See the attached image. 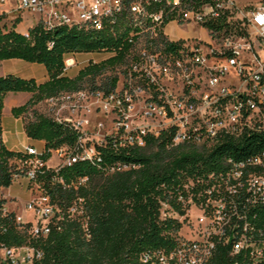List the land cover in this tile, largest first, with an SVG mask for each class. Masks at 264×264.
I'll use <instances>...</instances> for the list:
<instances>
[{
	"label": "built area",
	"instance_id": "obj_1",
	"mask_svg": "<svg viewBox=\"0 0 264 264\" xmlns=\"http://www.w3.org/2000/svg\"><path fill=\"white\" fill-rule=\"evenodd\" d=\"M0 0V17L28 12L42 29L59 26L123 32L117 50L125 46L105 82L43 99L47 116L73 133L71 144L41 149L27 145L9 159L12 180L24 178L29 194L24 210L11 209L10 195L1 216L13 213V223L34 239L59 230L66 219L82 214V198L63 209L52 202L45 185L76 187L86 176L65 182L55 175L78 161L99 164L102 151L143 146L145 138L169 135L168 146L206 153L220 144L205 165L194 167L171 189V202H160V217L176 224L169 247L143 249L142 264H207L223 247L230 264H264V3L239 6L232 0ZM203 30L201 37H171L166 26ZM30 26V27H31ZM117 29L113 31V27ZM27 35V32L25 33ZM115 50H102V52ZM69 59V62H68ZM94 62V60H88ZM87 63V64H88ZM74 64L63 59V70ZM115 69H118L115 72ZM93 115L102 120L91 122ZM107 123L106 125L104 123ZM247 145L246 148L244 146ZM46 155V158L44 156ZM56 160L50 164L51 159ZM134 168L106 163L105 174ZM47 170L50 176L39 180ZM8 199V200H7ZM196 209L197 214H192ZM183 226L192 239L183 237ZM84 227V234L88 233ZM43 251L29 244H0V264H33Z\"/></svg>",
	"mask_w": 264,
	"mask_h": 264
},
{
	"label": "trees",
	"instance_id": "obj_2",
	"mask_svg": "<svg viewBox=\"0 0 264 264\" xmlns=\"http://www.w3.org/2000/svg\"><path fill=\"white\" fill-rule=\"evenodd\" d=\"M1 18V17H0ZM117 27H113V31ZM123 32L92 29H75L59 26L50 31L35 24L27 29V35L19 32L15 24L6 27L0 23V61L19 58L27 62L43 64L46 79L38 83L34 78H24L7 73L0 76V116L2 102L7 92H30L31 97L23 104L13 107L18 116L60 91H72L81 87L85 80L94 79L104 69L111 67L123 54L125 46L117 50ZM115 50L105 61L89 62L78 69L72 77L64 75L63 59L66 54ZM113 63V64H112ZM100 81L98 87L114 85ZM94 86V85H93ZM28 137L43 140L45 147L71 144L74 136L68 126L50 117L35 113L31 120L23 122ZM0 123V187H9L12 170L9 159L21 156L22 151L7 149L1 137ZM169 135L161 133L157 138L146 137L143 146H127L113 152L102 151L99 164L78 161L60 168L55 175L65 184L77 176H86L84 185L75 188L55 183L48 187L47 170L39 177L45 185L52 202L61 209L75 197H81L82 214L77 219H66L59 230L51 228L45 237L34 239L28 229H18L13 223V213L0 215V244L20 246L29 244L43 251V256L33 264H142L138 254L143 249L169 247L170 230L176 223L170 217H160V202H171V189L194 167L205 165L218 151L233 148L220 144L206 153V159L193 148L168 146ZM247 145L244 146L246 148ZM46 158V155L44 156ZM124 162L136 167L105 174L101 169L106 163ZM5 199L0 198V209ZM88 233L84 234V227ZM223 247H217L207 264H230ZM239 264H248L240 262Z\"/></svg>",
	"mask_w": 264,
	"mask_h": 264
},
{
	"label": "rangeland",
	"instance_id": "obj_3",
	"mask_svg": "<svg viewBox=\"0 0 264 264\" xmlns=\"http://www.w3.org/2000/svg\"><path fill=\"white\" fill-rule=\"evenodd\" d=\"M236 5H241L242 3L248 2L251 5H254L255 2L258 3H264V0H232ZM13 0H7L6 4L4 5L5 8H9L13 5ZM20 22V23H19ZM0 23L6 25V27H10L12 25L15 24V28L22 31L24 29H27V27L29 25L33 24V19L29 18L27 16L26 13H23L18 11L15 13V16H13L12 14H5L3 16H1L0 18ZM165 30L167 32V34L171 37H201L204 38V32L201 29H198L194 26H189V27H185V28H180V27H175V26H166ZM115 54V53H114ZM114 54L111 53V51H93V52H80V53H74V54H66L64 55V59L65 58H72V61L74 62V64H72L71 66H69L66 70H64V75L68 76V77H72L76 74V72L78 71V69L84 67L85 65H87V61L89 60H94V62H99V61H105L107 58L113 56ZM69 61V59H68ZM113 64V63H112ZM8 70H12L15 72H18L19 76L22 77H31L34 76L36 78H44L45 77V70L43 68V64L41 63H31V62H27L24 61L22 59L19 58H11V59H7L3 62L2 66H0V73L1 72H7ZM113 71L114 68H106L104 69L99 75L95 76L94 79H92V84L93 83H99L100 81H106L107 77H108V72L109 71ZM118 69H115V72H117ZM84 86H88L91 84V80H85L84 82ZM17 93H22V92H12L13 95H17ZM6 103H8V99L6 101ZM6 104H5V108L3 109V123L5 125L6 128H8L9 124H10V118H11V114H8L6 112ZM34 111L35 113H40L43 115H46L49 113L47 110V105L45 104V102L39 101L38 103H36L33 106V110H29L25 113H21L20 115H18L22 122H26L29 121L33 118L34 116ZM103 117H101L100 115H93L91 117V122H94L96 120H102ZM105 125L107 124L106 122L104 123ZM19 138L20 139H26L25 136L23 135V133L19 134ZM34 145L37 148H40L41 143L40 142H36L31 140ZM56 162L55 158L51 159V162H49L51 165L54 164ZM3 194H8L10 195L8 197V199H12V201L8 202V205L10 207H12V209H14L16 212L22 213L23 217L25 219H29L31 218V214L28 211L24 210V203L28 200L29 198V194L28 191L26 189V180L24 178H19L18 180H15L12 182V184L9 187L3 188L1 189ZM7 199V200H8ZM160 209H161V205H160ZM161 212V210H160ZM197 210L193 209L192 210V214H197ZM161 215V213H160ZM177 226V224H176ZM192 230L189 226H183L181 234L183 235V237L188 238V239H192L194 236L192 235Z\"/></svg>",
	"mask_w": 264,
	"mask_h": 264
},
{
	"label": "crops",
	"instance_id": "obj_4",
	"mask_svg": "<svg viewBox=\"0 0 264 264\" xmlns=\"http://www.w3.org/2000/svg\"><path fill=\"white\" fill-rule=\"evenodd\" d=\"M257 3L258 2H255V4H257ZM240 6L244 7V6H253V5L249 4L248 2H245V3H242ZM23 13H26L29 18L33 19V23H34L35 19H34L33 15H31L28 12H23ZM30 26L31 25H29L27 27V29ZM27 29H24L22 31H20L18 29L17 30L19 32L26 33ZM5 60H7V59H5ZM5 60L0 61V66H2V64ZM7 73L19 75L18 72L8 70L7 72H1L0 76L7 74ZM31 77L34 78L36 82L41 83V82H43V80L46 79V74H45L44 78L43 77L42 78H36L34 76H31ZM24 78H30V77H24ZM30 97H31L30 92H22V93H17V95H13L12 92L10 91V92L6 93V95L3 99L2 108H1V116H0V123H1V129H2L1 137H2V141H3L4 146L9 150L20 151L27 145L35 146L31 140L41 143V146L39 149H41L43 147V140H35V139H31L30 137H28L25 133L24 124H23L21 118L19 116L13 115L11 112V109L13 107L23 105ZM7 99H8V103H6ZM5 104L7 107L6 112L8 114H11L10 124H9L8 128H6L4 123H3V109L5 108ZM21 133H23V135L25 136V138H26L25 140L19 138V134H21ZM10 208L12 209V207H10Z\"/></svg>",
	"mask_w": 264,
	"mask_h": 264
},
{
	"label": "bare ground",
	"instance_id": "obj_5",
	"mask_svg": "<svg viewBox=\"0 0 264 264\" xmlns=\"http://www.w3.org/2000/svg\"><path fill=\"white\" fill-rule=\"evenodd\" d=\"M69 62V61H68Z\"/></svg>",
	"mask_w": 264,
	"mask_h": 264
}]
</instances>
